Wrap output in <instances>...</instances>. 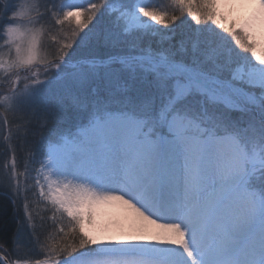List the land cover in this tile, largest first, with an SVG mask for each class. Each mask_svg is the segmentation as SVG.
I'll use <instances>...</instances> for the list:
<instances>
[{
	"label": "snow or ice",
	"instance_id": "snow-or-ice-1",
	"mask_svg": "<svg viewBox=\"0 0 264 264\" xmlns=\"http://www.w3.org/2000/svg\"><path fill=\"white\" fill-rule=\"evenodd\" d=\"M176 2L186 6L193 32L176 41L155 29L159 49L142 46L143 36L125 27L128 0L65 11L64 19L76 20L72 40L59 48L48 78L14 101L43 104L41 131L73 113L86 120L71 150L38 153L43 168L98 189L66 185L51 197L81 233L59 264H264V54L257 51L264 0ZM49 3L37 4L36 23L57 11ZM233 7L254 11L225 23L221 10ZM138 11L170 27L161 14ZM20 16L12 0H0V32L16 36ZM36 41L33 35L25 63L35 58ZM8 195L21 196L11 177ZM113 201L134 213L127 233L117 225L127 239H98L84 224H95L98 209Z\"/></svg>",
	"mask_w": 264,
	"mask_h": 264
},
{
	"label": "rangeland",
	"instance_id": "rangeland-1",
	"mask_svg": "<svg viewBox=\"0 0 264 264\" xmlns=\"http://www.w3.org/2000/svg\"><path fill=\"white\" fill-rule=\"evenodd\" d=\"M20 12V19L16 27L18 33L9 37L7 33L0 32V184L9 187L18 185L21 190L19 199L10 198L16 214V233L12 240L10 250L12 264H59L67 258L66 249L79 243V226L68 217L63 209L54 205L52 193L47 185L45 168L39 163L41 157L38 153L44 148L47 153L49 148H56L64 144L71 146L72 138L77 134L82 124H74L72 118H67L49 124L48 128L40 130L43 123V104L37 100L23 106L14 103L17 97L24 96L38 87L50 75L49 65L56 59L59 48L72 40V33L76 28L75 18L64 19L63 13L69 10H89L91 3H100L101 0H55L57 11L49 18L36 23L38 12L37 4H48L49 0H12ZM158 3L159 8H154ZM129 7L124 11L128 13L125 27L136 36H143L140 41L142 46L151 44L159 49L158 34L155 29H162L160 36L165 32L173 33L175 40L179 41L191 36L194 24L187 14L186 6L176 0H128ZM145 7L155 11L165 18L164 28L156 25L150 18L143 17L139 8ZM62 9V10H61ZM225 16V23L241 18H233V13L221 10ZM170 15L177 17L173 22ZM63 20V23L54 21ZM199 27H206L201 24ZM212 32V28H207ZM151 33V36L145 35ZM37 38L35 58L31 63H25L31 55V38ZM78 38V37H77ZM225 44L233 46L230 38L222 37ZM19 46L20 53L16 49ZM257 51L264 54L261 41L257 38ZM43 91L41 96H43ZM82 120L81 118L79 119ZM84 120V119H83ZM86 123V122H85ZM257 156L259 150H256ZM36 156V162L29 164L27 158ZM27 165V167L25 166ZM35 169V171H30ZM11 170V171H10ZM37 180L39 181L37 183ZM41 186L44 194L41 195ZM59 209V210H58ZM85 229L90 232L91 225L85 223ZM75 228V231L73 229ZM1 262V261H0ZM2 263V262H1Z\"/></svg>",
	"mask_w": 264,
	"mask_h": 264
},
{
	"label": "bare ground",
	"instance_id": "bare-ground-1",
	"mask_svg": "<svg viewBox=\"0 0 264 264\" xmlns=\"http://www.w3.org/2000/svg\"><path fill=\"white\" fill-rule=\"evenodd\" d=\"M225 12L233 13V18H243L246 15L251 14L254 9L251 7H233V8H224ZM257 38L261 41L263 49H264V37H261L259 33H257ZM59 148H64L71 150L73 145L68 146L66 144L62 146H58ZM47 174V185L49 187L52 196L56 193V190L59 188L61 191L65 190V186L67 185V191L71 192L75 188L79 186H83L88 189H92L93 191H98L96 186L91 183H85L83 181L77 180L73 178L72 173L60 174L55 169L45 168ZM134 216L133 211L124 205L122 202L113 201L110 204L104 205L98 209V216L96 223L91 225L90 234L96 235L98 239H113V240H121L127 239L125 234H122L121 228L117 225H123V233L128 232L127 223L129 219ZM164 220L158 221L159 223H163ZM146 223V222H145ZM151 232H160L162 231L157 225H148Z\"/></svg>",
	"mask_w": 264,
	"mask_h": 264
},
{
	"label": "trees",
	"instance_id": "trees-1",
	"mask_svg": "<svg viewBox=\"0 0 264 264\" xmlns=\"http://www.w3.org/2000/svg\"><path fill=\"white\" fill-rule=\"evenodd\" d=\"M160 6L158 3L154 6L153 9H157ZM167 14L170 15V12ZM174 15H170V17H173ZM203 24V23H202ZM2 83H0L1 85ZM74 124H83L86 122V120L83 117L77 116L75 113L69 118H72ZM82 119L81 121L79 119ZM84 119V120H83ZM44 150V148L42 149ZM2 149H0V152ZM2 166L1 163V158H0V167ZM9 187L6 186L4 183L0 184V253L6 256L10 261L11 260V255H10V250L12 247V240L15 236L16 233V214H15V208L13 201L9 198ZM67 256L66 255H61V257ZM0 264H2L0 262Z\"/></svg>",
	"mask_w": 264,
	"mask_h": 264
},
{
	"label": "water",
	"instance_id": "water-1",
	"mask_svg": "<svg viewBox=\"0 0 264 264\" xmlns=\"http://www.w3.org/2000/svg\"><path fill=\"white\" fill-rule=\"evenodd\" d=\"M0 261L2 262V264H12L9 262V260L3 255L0 253Z\"/></svg>",
	"mask_w": 264,
	"mask_h": 264
}]
</instances>
